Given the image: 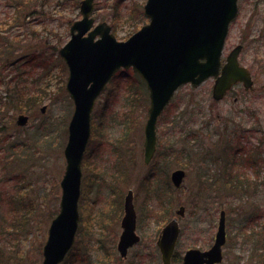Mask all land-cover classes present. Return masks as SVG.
Wrapping results in <instances>:
<instances>
[{"label":"rangeland","instance_id":"1","mask_svg":"<svg viewBox=\"0 0 264 264\" xmlns=\"http://www.w3.org/2000/svg\"><path fill=\"white\" fill-rule=\"evenodd\" d=\"M145 3L96 0L93 17L97 23H109L115 37L125 40L148 22ZM81 18L79 7L70 0H0V52L8 46L5 49L12 54L8 64L0 60V264H42L44 259L49 227L60 209V182L67 164L64 149L74 103L66 91L69 73L63 60L29 62L27 54L46 50L33 42L39 37L53 45L68 41L71 25ZM23 36L24 43L19 42ZM238 44L244 45L240 61L251 69L255 91L246 92L237 85L217 102L212 97L213 80L196 89L182 87L160 119L158 152L148 166L144 164L147 112L131 113L126 125L130 111H122L130 95H143V85L130 72L110 81L93 113L76 246L68 255L70 260L62 264H162L157 240L177 217L181 237L173 264H181L187 249H206L214 243L222 210L227 212L228 238L221 264L260 262L264 175L253 186L256 177L251 175L254 179L247 189L235 179L232 189L220 192L213 177L223 175L216 158L227 144L234 143L233 153L239 147L254 149L264 141V0L240 1V15L231 26L224 58ZM16 76L36 82L31 87L22 82L13 90L9 78ZM7 80V85L2 82ZM252 109L258 111L256 118ZM21 114L30 117L27 126L17 124ZM226 130L230 138L225 140ZM165 155L168 160L163 161ZM259 167L264 168V161ZM178 169L187 173L180 188L170 181ZM231 172L229 166L226 175ZM128 190L134 193L141 241L124 259L117 245ZM182 207L184 215L178 216ZM85 248L89 256L80 262Z\"/></svg>","mask_w":264,"mask_h":264},{"label":"water","instance_id":"2","mask_svg":"<svg viewBox=\"0 0 264 264\" xmlns=\"http://www.w3.org/2000/svg\"><path fill=\"white\" fill-rule=\"evenodd\" d=\"M238 2L148 0L145 15L150 18V23L126 41H118L105 22L92 30L94 0L81 2L83 19L74 23L72 39L61 49L69 67L66 90L75 108L64 149L67 166L61 181L60 213L49 227L42 264H61L75 242L80 221L82 163L91 137L92 113L97 98L118 70L132 68L149 90L150 104L144 127L146 165L156 152L159 118L180 87L191 83L197 88L206 80L215 79L213 97L217 101L238 83H243L247 90L253 89L251 72L239 61L242 45L235 47L222 65L229 28L239 14ZM28 120L27 116L21 115L18 124L25 126ZM185 177L184 170H175L171 175L173 185L180 188ZM124 209V230L118 249L123 257H127L129 248L140 242L131 190L125 198ZM184 210L182 207L177 215L183 216ZM180 233L177 219L163 228L157 242L163 264H171ZM226 239V213L222 211L212 249L206 253L199 249L189 250L183 264H220Z\"/></svg>","mask_w":264,"mask_h":264},{"label":"trees","instance_id":"3","mask_svg":"<svg viewBox=\"0 0 264 264\" xmlns=\"http://www.w3.org/2000/svg\"><path fill=\"white\" fill-rule=\"evenodd\" d=\"M74 4L78 8L79 7V4H80V0H74ZM19 42L24 43V36H23L22 39H19ZM33 42H36V45L38 47H42V45H44V47H45L46 50H42L41 52L35 51V52H32V53H29L27 55L29 62H34V61L39 60V61H44L45 63H48V62L51 61V59L53 60V56L56 54L57 50L65 43V40L64 39H61L59 41L60 43H55L53 45L50 42H48V41H46L44 39H41L39 37L37 39H33ZM2 45H3V40H2V38H0V46H2ZM5 48L8 49V46H6ZM11 55L12 54L10 53V51L0 52V59L9 60L10 57H11ZM57 59H59V58H56V60ZM45 67H47V66H45ZM125 72L132 73V75H134V77H136V79L138 80V83H141L143 85V95L141 93H139V95H130L129 99H127V100L124 101V106H123L122 111L123 110H129L130 111L129 115L127 117L125 116V120L127 121V124L126 125H129L131 113H134L138 109H140L141 110V112H140L141 115H145L146 114L147 107H148V95H147V91L145 89L146 88L145 87V84L141 80V78L137 74L133 73L132 71H124V72H122V74H125V75L129 76ZM13 80H12V83H13ZM42 89H43L42 90L43 91L42 94L46 95L47 94L46 93V89L45 88H42ZM37 92L38 93H41V87L38 89ZM34 97L36 99H40V97H39L38 94H35ZM16 104H18V103H16ZM14 105L15 104H13V106ZM226 126H229V124H226ZM223 137H224V139H229L230 138V134L227 132V130L224 132ZM163 145H164V143H163V140L161 139L160 146L163 147ZM171 150H172V148H171ZM161 158H162L163 161L168 160V156L167 155L162 156ZM259 236L261 237V240L264 241V231H261L259 233ZM261 251L263 253L259 255V260H260V262L262 264H264V247L261 249ZM88 256H89V252L85 248L82 252H80L79 260L85 261ZM260 262L258 261V262H256V264H261Z\"/></svg>","mask_w":264,"mask_h":264},{"label":"flooded vegetation","instance_id":"4","mask_svg":"<svg viewBox=\"0 0 264 264\" xmlns=\"http://www.w3.org/2000/svg\"><path fill=\"white\" fill-rule=\"evenodd\" d=\"M262 136L264 137V133L262 134ZM260 146H262V147H260ZM244 150L248 153V157H247L246 161H247V164H248L249 169H250V173H251L250 175H254L256 177L254 179V177L251 176V179H254L253 181H251V179H250L251 186H253L254 184L256 185L255 180H258L259 179L260 174H263L264 175V168L261 169L259 167V165L261 164V162L264 161V158L262 156L263 153H264V141H262L261 143L259 142V147H256V148L251 149V150H248V149H244ZM229 160H230L229 163H225L224 164L223 163L224 162V159L222 158L221 154L219 155V157L216 158V164H218V166H221L222 173H223V175L215 174V176L213 177L216 180V187H217V189H218L219 192L221 190H223L224 188L232 189L233 186H234L235 179L236 180H239L240 177L242 176L236 170V168L234 166L235 165V157L234 158H230ZM254 162L256 164L255 166L253 164ZM229 166L233 169V172H231L228 175H226V169ZM221 169H220V172H221ZM217 176H218V180H217ZM226 176H228L230 178L228 179V181L223 182V178H225ZM220 177H222V180H219ZM215 191L217 192L216 189H215ZM215 239H216V236L214 238V243H215ZM214 243L212 245H209V247L206 248V249H200V248H198V249L199 250H208V249L212 248V246L214 245ZM190 249H195V248H189V250ZM175 256H176V254H175ZM184 258H185V255L183 254L181 256V264H183Z\"/></svg>","mask_w":264,"mask_h":264},{"label":"bare ground","instance_id":"5","mask_svg":"<svg viewBox=\"0 0 264 264\" xmlns=\"http://www.w3.org/2000/svg\"><path fill=\"white\" fill-rule=\"evenodd\" d=\"M70 1L73 3V5H75L74 0H70ZM16 20H18V19L16 18ZM53 57H54L53 59L62 58L61 49H58L56 54ZM107 86H108V83L106 84L105 90L107 89ZM95 108H96V106L94 107L93 111H95ZM251 112H252V116L254 118H256L258 115V111L255 109H252ZM216 142H218L217 144H221V142H219V141H216ZM247 157H248V153L243 148H240L239 152L236 154L235 165H234L235 168L238 169L237 171L242 175L240 177V179L238 180V181H240V186H241V188H245V189H247V185L251 179L250 169H249V166H248L247 161H246ZM60 187L62 189L61 183H60ZM48 236H49V234H48ZM75 246H76V243L74 242L72 247H75ZM211 249L212 248H210L208 250H201V253L209 252ZM188 252H189V249L182 254H184L186 256ZM204 259L208 260V258L206 256L204 257ZM67 260H70V258L69 257L65 258L63 262H65ZM78 261L84 262L83 260H78ZM204 264H208V263L205 262ZM215 264H218V263H215Z\"/></svg>","mask_w":264,"mask_h":264}]
</instances>
